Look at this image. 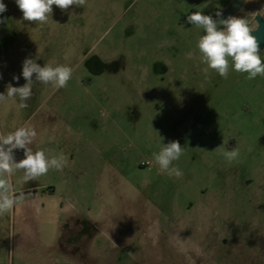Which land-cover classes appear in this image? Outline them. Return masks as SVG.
<instances>
[{
	"label": "rangeland",
	"instance_id": "obj_1",
	"mask_svg": "<svg viewBox=\"0 0 264 264\" xmlns=\"http://www.w3.org/2000/svg\"><path fill=\"white\" fill-rule=\"evenodd\" d=\"M231 1L87 0L40 26L3 0L0 93L37 55L73 75L58 90L33 82L26 109L0 104V135L34 127L33 151L67 158L9 178L24 199L0 215V264H264V76H206L187 22ZM173 140L180 178L153 158Z\"/></svg>",
	"mask_w": 264,
	"mask_h": 264
},
{
	"label": "clouds",
	"instance_id": "obj_2",
	"mask_svg": "<svg viewBox=\"0 0 264 264\" xmlns=\"http://www.w3.org/2000/svg\"><path fill=\"white\" fill-rule=\"evenodd\" d=\"M86 2L87 0H15V4L22 12L23 20L40 26L49 23L53 6L67 11L72 6L81 8ZM247 2L248 0H244V3ZM6 11V4L0 0V14ZM221 16L219 11L215 19L199 11L187 15V22L204 33L199 36L197 42L201 62L206 65L203 73L207 76L209 70H214L219 76L227 79L231 68L238 73H246L249 80L264 76L260 39L252 34L260 28L257 17L264 18V9L250 12L245 17L221 18ZM4 19L6 18L0 17V23H3ZM64 58L68 60L69 57L65 55ZM36 59H39L38 55ZM36 59L26 58L23 61L22 76L26 83L20 87L9 84L6 92L0 93V104L12 101L18 110L26 109L29 106L27 101L32 97L33 82L51 85L53 89L58 90L65 88L72 79L73 69L67 64L49 61L41 66ZM13 79L18 81L19 77L14 76ZM17 98L19 103H16ZM36 137L37 131L30 126L17 127L6 135H0V215L11 212L14 206L24 199L23 193L19 196L14 195L9 178L15 171H22L23 181L28 182L46 175L50 169L62 170L67 163V158L63 154L49 156L45 150L33 151L31 145ZM16 150L23 151L22 159H16ZM183 151L180 142L173 140L162 144L159 151L153 153V158L162 173L180 178L183 172L174 166L173 162L180 159ZM222 155L231 163L238 158L239 151L227 150Z\"/></svg>",
	"mask_w": 264,
	"mask_h": 264
},
{
	"label": "water",
	"instance_id": "obj_3",
	"mask_svg": "<svg viewBox=\"0 0 264 264\" xmlns=\"http://www.w3.org/2000/svg\"><path fill=\"white\" fill-rule=\"evenodd\" d=\"M243 0H235L223 13L221 18H227L228 16H235V14L240 9V6L242 4ZM258 22L260 23V28L257 30V32L252 33L253 35H256L258 39H260V50L264 49V21L258 16L257 17ZM222 27V26H220Z\"/></svg>",
	"mask_w": 264,
	"mask_h": 264
},
{
	"label": "flooded vegetation",
	"instance_id": "obj_4",
	"mask_svg": "<svg viewBox=\"0 0 264 264\" xmlns=\"http://www.w3.org/2000/svg\"><path fill=\"white\" fill-rule=\"evenodd\" d=\"M235 0L231 1L229 5L221 12V14L234 2ZM261 9H264V0H248L247 3H244V0L240 6V9L238 12L235 14V16L239 17H245L248 15V13L253 12V11H259ZM260 17V16H259ZM216 18V17H215ZM214 18V19H215ZM263 21L264 18L260 17ZM204 34L203 32L201 35Z\"/></svg>",
	"mask_w": 264,
	"mask_h": 264
},
{
	"label": "built area",
	"instance_id": "obj_5",
	"mask_svg": "<svg viewBox=\"0 0 264 264\" xmlns=\"http://www.w3.org/2000/svg\"><path fill=\"white\" fill-rule=\"evenodd\" d=\"M147 164H145L144 166H146Z\"/></svg>",
	"mask_w": 264,
	"mask_h": 264
}]
</instances>
